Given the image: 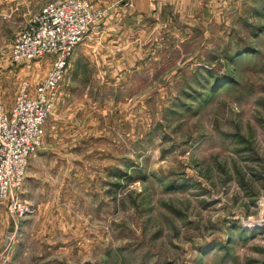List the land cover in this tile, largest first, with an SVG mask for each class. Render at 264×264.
<instances>
[{
    "label": "rangeland",
    "instance_id": "rangeland-1",
    "mask_svg": "<svg viewBox=\"0 0 264 264\" xmlns=\"http://www.w3.org/2000/svg\"><path fill=\"white\" fill-rule=\"evenodd\" d=\"M50 1L0 0L6 103L49 69L10 48ZM89 1L103 15L29 158L24 213L0 202V264H264V0Z\"/></svg>",
    "mask_w": 264,
    "mask_h": 264
},
{
    "label": "built area",
    "instance_id": "built-area-1",
    "mask_svg": "<svg viewBox=\"0 0 264 264\" xmlns=\"http://www.w3.org/2000/svg\"><path fill=\"white\" fill-rule=\"evenodd\" d=\"M102 15L89 0H53L13 38L14 63L49 59L50 68L32 85L20 80L9 108L0 96V202L11 211L24 213L19 192L29 158L42 143L70 56Z\"/></svg>",
    "mask_w": 264,
    "mask_h": 264
},
{
    "label": "crops",
    "instance_id": "crops-1",
    "mask_svg": "<svg viewBox=\"0 0 264 264\" xmlns=\"http://www.w3.org/2000/svg\"><path fill=\"white\" fill-rule=\"evenodd\" d=\"M142 2H143V3H146V0H142ZM137 22H139V21H134V22H133V21H128V20H127V21H123V22H122V21H116V22H115V21H112V22H111V25L114 26V25H116V24H118V23H121L122 25H124V24L126 23V24L128 25V24H130V23H131V24H133V23L136 24ZM127 25H126V26H127ZM90 33H91V32H90ZM94 35H95V34L93 33V34H90V35L87 37V39L85 38L86 40L84 39L85 41L81 42L82 46L88 44V43H86L87 40H88V39L91 40L92 38H94ZM89 37H90V38H89ZM95 40H102V39H101V38H98V37H97V38L95 37ZM112 41H113V40L111 39V42H112ZM79 44H80V43H79ZM79 44H78V45H79ZM110 44H111V43H110ZM78 45H77V46H78ZM77 46H76V47H77ZM76 47H75V48H76ZM111 57H112V54H109V59H112ZM114 58H116V57H114ZM39 61H42V62H45V63L49 64V68H50V61H49V59H41V60H39ZM36 63H38V62H36ZM48 70H49V69H48ZM2 101H3V100H2ZM3 103L5 104V106H6L7 108H9V107L12 105L13 101H12V103H6V102L3 101Z\"/></svg>",
    "mask_w": 264,
    "mask_h": 264
}]
</instances>
